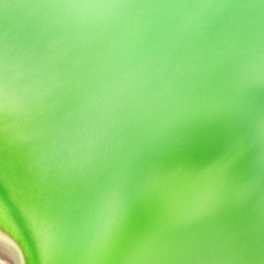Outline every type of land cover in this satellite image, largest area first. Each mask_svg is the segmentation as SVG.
I'll return each mask as SVG.
<instances>
[{
  "label": "water",
  "instance_id": "obj_1",
  "mask_svg": "<svg viewBox=\"0 0 264 264\" xmlns=\"http://www.w3.org/2000/svg\"><path fill=\"white\" fill-rule=\"evenodd\" d=\"M0 264H264V0H0Z\"/></svg>",
  "mask_w": 264,
  "mask_h": 264
}]
</instances>
